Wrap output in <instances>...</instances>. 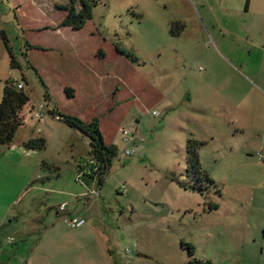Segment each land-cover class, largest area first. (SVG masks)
Listing matches in <instances>:
<instances>
[{
	"label": "rangeland",
	"instance_id": "obj_1",
	"mask_svg": "<svg viewBox=\"0 0 264 264\" xmlns=\"http://www.w3.org/2000/svg\"><path fill=\"white\" fill-rule=\"evenodd\" d=\"M218 2L105 0L85 27L66 30L62 21L67 12L59 6L70 0H0V30L19 63L11 65L0 34V101L8 80L22 82L31 97L27 109L41 103L46 109L41 106L44 116L36 119L26 113L19 136L44 129L50 139L38 153L43 159L38 165L20 155L19 163L7 162L5 150L10 144L0 146V216L9 211L0 227V251L6 248L0 264H186L196 258L210 259L213 264H264L262 236L258 243L237 241L245 221L239 212L244 204L233 195L234 182L221 144L202 148L201 159L218 187L204 192L185 187L191 183L185 170L187 142L194 128L187 118L194 105L204 101L198 93L206 94L205 72L216 35L208 12ZM251 2L252 13L245 11L247 0L231 2L242 7L236 11L240 26L247 23L254 28L264 11V0ZM95 44L110 52V47H118L126 64L139 72V81L127 98L136 106L116 123L118 154L102 186H97L98 197L78 179L77 162L89 158L83 141L87 139L81 135L83 139L75 143V131L47 112L52 104L46 95L49 85L60 107H65L62 86L82 80L84 61L77 48ZM160 66L171 72L163 81L158 79ZM151 74L155 75L153 84L140 77ZM199 87L204 88L199 92ZM161 88H168L169 102L156 104L150 95ZM194 89L197 95L191 100L188 94ZM107 90L104 102L112 106L115 99ZM154 109L161 115L155 116ZM138 119L145 139L134 143L135 153L127 157L122 128ZM53 191H87L80 201L85 212L77 215L84 220L82 233H77L81 227L72 228L63 220L64 213L56 217L54 205L60 197ZM64 197L69 200L71 196ZM74 200L71 197L70 208ZM210 202L218 203L220 209L210 211ZM42 208H51L55 220L44 215L38 221ZM8 237L18 240L19 249L7 245ZM183 243L192 245L195 253L191 255Z\"/></svg>",
	"mask_w": 264,
	"mask_h": 264
},
{
	"label": "crops",
	"instance_id": "obj_2",
	"mask_svg": "<svg viewBox=\"0 0 264 264\" xmlns=\"http://www.w3.org/2000/svg\"><path fill=\"white\" fill-rule=\"evenodd\" d=\"M231 2L232 0H221V3L218 2L210 7L211 11L209 9V19L214 25L216 35L214 36L215 46L211 64L205 72L208 85L206 94L198 93L204 101L201 100L194 105L192 114L188 115L187 120L190 119L189 122H192L194 126L190 131L192 135L205 142L200 149V159L203 155L202 148L205 146L221 144L223 147L224 162L230 166V177L234 182L233 195L237 201H243L244 204L239 212L245 221L241 225L242 232L237 241H243L246 244L247 242L258 243L262 236L261 244L264 253V161H261L257 155L258 152L264 153V11L261 13L262 15H258L254 28L253 25L247 26V23L245 26H240L238 23L239 15L236 11H240L242 7L236 8L234 4L231 5ZM244 8L246 13H252L251 0H247ZM244 21H246L245 18ZM69 27L64 26L66 30H69ZM32 47L35 48L34 45ZM110 48L111 52L100 47L99 44L84 50L77 48V55L84 61L81 72L82 80L78 85L65 83L62 86L63 100L66 104L63 109L60 107L61 102L58 101L56 95L52 94L49 85H47L50 92L47 98L52 104L47 112L50 113V110L59 109L85 120L97 117L100 120L106 142L115 145L118 135L116 123L122 121L128 112L136 106L134 103L130 104L131 100L128 101L127 98L128 93L132 92L133 85L139 81V77L136 78L139 72L135 67L126 64V60L118 47ZM169 73H171L169 68L160 66L158 79L166 80V77L170 75ZM140 77L146 84H153L155 75H141ZM111 80H116L117 84L113 85ZM67 86L74 89L73 97H68L65 93ZM105 87L108 88L105 93L112 94L113 96L110 95L109 97L115 99L112 106L105 105L103 94ZM203 88L199 87V92ZM167 92L168 88L156 89L152 92L153 96H150L153 101L156 100V104L167 103L170 97ZM194 95H197L195 89L191 94H188V97L195 100ZM206 101L208 105H205ZM28 104L23 110L24 116L26 113H30L36 119V113L43 111L41 106L46 109L43 103L40 107L33 105L32 109H27ZM124 108L126 110L123 111ZM55 118L59 120V118ZM136 124L141 125L140 119L137 120ZM73 130L77 135L74 140L76 143L82 136L80 132ZM38 136L45 137L48 144L50 139L44 129L38 133H26L21 136H19L18 130L14 141L5 150L6 161L19 163L20 155L27 162L33 161V164L38 165L43 160L41 156H38L41 150L27 149L23 145L26 140ZM144 139L137 138L135 144ZM83 141L88 148V140L83 139ZM88 159L84 162H77L78 175L82 164L85 165ZM82 181L92 193L93 181ZM53 194L60 197L56 201L58 203L54 205L58 219L63 213L59 211V206L63 203H67V210L64 214L74 216L82 215L85 212L80 206V201L87 195V191L79 193L72 191L68 194L53 191ZM69 195L76 197L75 205L71 208L69 207L73 204L71 197L69 200L63 199L64 196ZM219 209L220 205L216 211ZM8 213L9 211L0 216V220H2L0 227L9 217ZM44 215L55 220L51 208H42L36 219L41 221ZM83 231L84 224L77 230V233ZM7 243V245H15L16 249H19V243L15 237H8ZM5 250L6 248L2 252L0 251V260H2Z\"/></svg>",
	"mask_w": 264,
	"mask_h": 264
},
{
	"label": "trees",
	"instance_id": "obj_3",
	"mask_svg": "<svg viewBox=\"0 0 264 264\" xmlns=\"http://www.w3.org/2000/svg\"><path fill=\"white\" fill-rule=\"evenodd\" d=\"M105 0H70L67 5H60L59 8L67 12L62 21L63 26H70L74 29H82L93 17L94 9ZM2 38L7 44L11 55V65L17 67L19 65L13 52L9 46L7 36L3 30H0ZM32 47L33 45L30 44ZM38 72V68L34 67ZM46 85V84H45ZM47 86V85H46ZM65 93L68 97L74 96V89L70 86L65 87ZM47 97L50 92L47 86ZM31 97L25 91L24 87L19 88L14 80H8L4 87L3 98L0 101V146L11 144L16 136L17 131L25 124V116L23 110L30 102ZM50 113L59 120L66 123L69 127L80 132L83 137L88 140L89 159L86 164H82L80 170H84L82 180L97 181L98 185H102L106 179L113 161L117 157L118 148L113 144H108L101 130L100 120L95 117L91 120H85L79 116L62 112L59 109L50 110ZM205 142L191 136L187 142L186 156V175L191 180L190 184H186L188 189L199 190L204 192L211 188L218 187V183L214 181L208 172L203 169L200 159V148ZM27 149L44 150L47 147V139L43 136L33 137L26 140L23 144ZM222 196L223 192L217 189ZM219 208V204L215 202L209 203V210L213 211ZM187 246L191 255L195 252L193 246L183 243ZM186 264H213L210 259L190 260Z\"/></svg>",
	"mask_w": 264,
	"mask_h": 264
},
{
	"label": "built area",
	"instance_id": "obj_4",
	"mask_svg": "<svg viewBox=\"0 0 264 264\" xmlns=\"http://www.w3.org/2000/svg\"><path fill=\"white\" fill-rule=\"evenodd\" d=\"M14 82L19 88L24 87V84L22 82H19L18 79H15ZM152 113L155 116L161 115L160 111L157 109L152 110ZM42 115L43 114L41 112H37L35 117H42ZM137 138L144 139L142 134H141L140 126L138 124H134L130 127L122 128V139L126 145L125 153H126L127 157H129L135 153V147L133 146V144L135 143ZM257 155L261 161H264V153L263 152H258ZM83 174H84V170H79L78 177L80 180H82L81 178H82ZM93 183H94V187L92 189V193L98 197V195H99V190L97 188L98 183H97V181H93ZM66 210H67V203H63L59 206V211L65 213ZM63 220L72 228L81 227L84 223V220L77 215L72 216V215L65 214L63 216ZM11 241H13L12 238H11Z\"/></svg>",
	"mask_w": 264,
	"mask_h": 264
}]
</instances>
